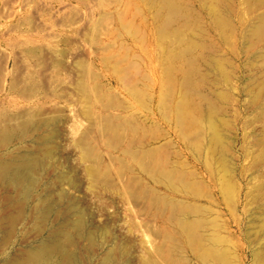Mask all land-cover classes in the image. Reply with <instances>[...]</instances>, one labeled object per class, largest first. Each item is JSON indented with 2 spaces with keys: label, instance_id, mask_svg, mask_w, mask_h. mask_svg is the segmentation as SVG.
Instances as JSON below:
<instances>
[{
  "label": "rangeland",
  "instance_id": "obj_1",
  "mask_svg": "<svg viewBox=\"0 0 264 264\" xmlns=\"http://www.w3.org/2000/svg\"><path fill=\"white\" fill-rule=\"evenodd\" d=\"M174 1L193 20L186 34L200 21L206 27L196 0ZM240 1L233 6L247 19ZM156 11L149 0H0V156L38 159L35 194L45 197L21 212L0 187L9 232L0 264L45 239L57 220L80 216L84 230H66L77 264H257L264 168L256 169L261 151L253 134L264 118L258 108L249 111L244 92L251 56L234 55L242 45L230 33L227 45L212 36L237 77L235 90L219 86L231 102L216 99L232 143L226 174L207 149L200 114L190 109L186 120L196 124L185 126L192 129L180 123L179 62L172 63L173 86L165 75L166 55L179 45L175 37L160 40ZM17 123H26L23 134L3 144L2 129ZM41 205L51 207L45 221Z\"/></svg>",
  "mask_w": 264,
  "mask_h": 264
},
{
  "label": "bare ground",
  "instance_id": "obj_2",
  "mask_svg": "<svg viewBox=\"0 0 264 264\" xmlns=\"http://www.w3.org/2000/svg\"><path fill=\"white\" fill-rule=\"evenodd\" d=\"M196 1L201 13L194 10L198 14L203 15L201 19L206 21V27L204 29L203 27H199L200 21L197 23L198 25L196 27L194 25L196 30L191 32L192 35L189 36V32L186 34L184 31L192 27L193 24L191 27L189 24L192 23L193 20L190 22L189 13L183 9L186 8L185 6L182 5V8L174 0H149L152 6L157 8L156 17L158 21H161L159 27L160 40L167 41L175 37L179 45L178 50L170 51L166 55L167 61L169 60L170 62L168 61L169 65H167L165 69V75L168 86H173L175 80L172 72L176 67H174L175 65L173 66L172 63L178 61V70L181 73V77L177 82L181 90V100H179L180 123L183 124L184 128L186 122L189 120H186V118L192 113H189L191 110L194 111L193 113L196 112V114H200L201 118H203L202 120L208 123L209 126L210 132L208 131L209 136L207 135V137H209L207 149L212 155L217 157V165L219 164L220 166L219 169L223 170L226 174H230L233 171V159L231 160L230 157L232 143L228 138L230 134L224 133L222 131L223 129H221L222 127H228L229 124L222 118L223 115L219 117L224 113V109H222L224 108L222 107L224 104L218 106L216 99L221 102L226 100L227 102L230 101L229 98H231V94L229 92L226 93V90L221 91L219 86L220 84H224L233 89L234 87H232V84L237 77H232L230 73L234 72H230V67H227L228 61L232 63L230 59L226 62L225 59H222L223 57L221 58L220 50H222L224 54L225 52L219 47L220 44L218 45V42L227 45L228 41H230V33L232 36L231 38H234L238 44L242 45L240 52L234 53V55L237 58L239 55L251 56V69H253L254 72L247 78L249 84H252L245 88L244 92L250 98L249 111L258 108L256 113L264 118V0L240 1L244 6V10H246V14L249 15L247 19L242 12L237 14L238 11L236 12V7L233 6V3H236L237 0ZM198 14L194 16V19L198 17ZM197 21L198 18L197 20L195 19V22ZM177 22H181V27L173 29V25ZM233 22H235L238 27L242 28L240 33L236 32L235 27L237 25L234 27ZM201 25L202 22L200 26ZM212 36L216 37L218 42H216V39ZM260 46L261 49L258 48ZM195 53H197V55H195ZM217 54H220L219 57ZM212 76H214V78ZM254 83L259 87L257 93H254L255 91L253 92ZM206 89H208L210 94H206L207 92L204 93ZM235 89L236 87L234 90ZM228 94H230V97ZM193 97L198 98L200 101L198 100V102H195L192 99ZM190 117L192 119V114L189 118ZM191 119L188 122H191L190 127L193 128V123L195 127L196 122L195 119H193V122ZM262 124L261 130L253 134L255 135L254 146L261 151V161L259 160L260 162L258 164L256 163L257 170H259V168H264V122ZM24 127H26V123H17L16 126L6 125L1 131L2 143L8 145L13 138L17 136L20 137V133L23 134L24 132ZM188 127L185 126L184 129H192ZM229 129H231V127ZM257 157L259 158V156ZM40 165L41 163L38 159L29 155L0 156V187H2L5 194L10 193L12 195L14 202L20 206L21 212H23L34 200H40L42 203L44 202L45 197L35 194L37 186L35 173L38 171ZM261 175L264 178V173ZM257 191L258 196L256 199H263L264 184L260 185ZM1 203H6V199L0 201V251L9 234V232L4 229V209L1 207ZM45 205H41V207L36 210L43 221H45L51 211V207ZM14 225L15 223L12 224V226ZM85 226V220L81 216L75 220H72L71 217L59 219L55 223V229L51 230L45 239L31 246L19 257L17 255L5 256L2 259V264H77L76 256L68 250L69 245H72L74 240L66 230L72 227L81 233ZM84 236L94 243V235L85 233ZM257 241H260V239ZM253 256L257 264H264V248H258V250L253 253Z\"/></svg>",
  "mask_w": 264,
  "mask_h": 264
}]
</instances>
